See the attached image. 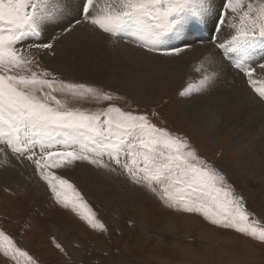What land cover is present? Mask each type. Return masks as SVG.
Instances as JSON below:
<instances>
[{
	"label": "snow or ice",
	"instance_id": "1",
	"mask_svg": "<svg viewBox=\"0 0 264 264\" xmlns=\"http://www.w3.org/2000/svg\"><path fill=\"white\" fill-rule=\"evenodd\" d=\"M221 3L223 10L213 17L212 27L219 32L227 26L229 31L223 41L213 36L211 42L223 50L222 60L202 55L193 69L197 86L188 83L178 92L182 98H201L200 111L207 117L203 122L207 126L220 120V106L227 103L212 96L224 61L264 101V79L258 76V69L264 74V63L257 69L248 62L257 38L264 42V0ZM212 6V0H79L71 15L72 5L63 0H0V155L4 157L0 164H10V157L30 162L55 202L77 212L94 230L107 232L108 228L81 192L59 174L79 162L125 177L132 199L147 190L170 209L202 215L212 225L264 244V223L249 211L245 197L230 183L219 162L201 156L186 134L158 127L147 113L122 110L111 103L114 94L101 87L59 79L31 55L34 50L55 58L60 39L87 25L109 45L126 37L127 43L148 53L179 56L193 45L182 40L179 47H165L166 42L180 39L192 24L207 23ZM57 26L58 35L24 46L26 40L40 38ZM57 92L65 99L58 98ZM69 99L109 103L89 111L69 107ZM53 239L55 247L65 252ZM0 251L15 264H39L3 230Z\"/></svg>",
	"mask_w": 264,
	"mask_h": 264
},
{
	"label": "rangeland",
	"instance_id": "2",
	"mask_svg": "<svg viewBox=\"0 0 264 264\" xmlns=\"http://www.w3.org/2000/svg\"><path fill=\"white\" fill-rule=\"evenodd\" d=\"M75 3H78V0ZM71 15H75L73 11ZM201 26L205 29L204 24ZM50 29H47L40 38L26 40L24 46L37 40L50 39ZM191 39L190 36V40L186 41L190 42ZM182 40H185L184 36L180 39L173 38L166 42L165 47L181 46ZM256 41L259 42L260 39L257 38ZM262 48L264 49L263 42H261ZM31 55L39 61L41 68L52 71L59 79L87 82L101 87L104 91L114 94L115 98L111 103L122 110L147 113L151 122L158 127H165L176 134H186L201 156L219 162L220 167L229 177L230 183L245 197L249 211L256 213L261 223H264V180H262L264 171L256 173L258 168L254 167L253 158L243 150L242 145L232 142V133L227 128L216 130L215 126L218 122L209 127L194 128L182 115L184 112L182 104H187L198 113L200 112L202 120L207 118L200 111V97L188 99L178 96V92L188 82H191L195 88L198 76L191 77V74H187L182 85L169 84L170 88L165 86L156 90L150 87L139 98L136 95L120 92L107 83L87 81L78 79L72 74H66L50 62V57L36 53L34 50ZM178 57L172 56L166 60ZM180 57H182L179 58L180 61L184 59L183 53ZM193 66L195 65L188 66L190 72ZM239 76L242 78V75ZM244 82L247 90L253 93L245 79ZM214 90H217L219 94L220 91L226 90L222 77ZM56 95L61 100L65 99L62 93L57 92ZM212 96L215 99L213 93ZM255 96L259 99L257 95ZM259 101L264 105V101L260 99ZM108 103H81L68 100L69 107L89 111L104 108ZM263 118H260L261 122ZM3 159L4 157L0 155V160ZM10 159V164H0V230L11 236L17 246L29 251L39 264H264V244L236 234L232 230L212 225L202 215L185 214L170 209L158 198H153L147 190L141 192L136 199H132L129 195L130 182L125 177L108 174L103 169H97L86 162H79L62 170L59 174L69 179L81 192L92 210L99 215L108 228L107 232L94 230L81 219L77 212L55 202L46 182L36 174L34 165L27 160L21 163L14 158L10 157ZM91 173L97 177H91ZM33 179L36 183L34 191L26 185V181ZM90 182L97 186L93 188ZM180 223L182 225L178 226ZM162 226H170L171 229L163 231ZM53 238L63 245L65 252L55 247ZM228 241H231L230 246L227 245ZM226 246L229 247L228 252H215ZM73 247L82 254L80 258L70 254L69 251H72ZM180 247L189 250V254L182 258L180 256L182 252H179ZM209 252L213 253L209 255ZM231 252L237 254L235 258L214 256V254L231 255ZM249 252L252 255L240 257V254ZM0 264H15V262L0 251Z\"/></svg>",
	"mask_w": 264,
	"mask_h": 264
},
{
	"label": "bare ground",
	"instance_id": "3",
	"mask_svg": "<svg viewBox=\"0 0 264 264\" xmlns=\"http://www.w3.org/2000/svg\"><path fill=\"white\" fill-rule=\"evenodd\" d=\"M75 1L76 0H63V3L72 5L73 14H75V7L79 3V0L78 3H75ZM212 4L213 6L210 9V12H208L207 23H195L190 27L185 28L183 36L185 40H190V36L192 37V41L189 43L193 45V48L183 53L184 59L181 61L179 59L182 58L180 57L181 54L178 58L166 60L170 57L157 53H148L145 50L136 47L134 44L127 43L126 37H119L118 43H116L115 46L109 45L106 42L105 37L91 31L89 26L84 25L78 28L71 35L60 39L56 45L57 55L55 58L50 57V62L54 66L58 67L62 72H66V74L69 75L72 74L78 79L105 84L107 83L108 85L118 89L120 92L131 94L132 96L136 95L139 98L142 97L150 87H154L156 90H159L169 84L172 85L178 83V85H182V81L187 74H191V77H197V74L193 71L195 66L191 68V72L188 66L196 65L197 59L202 55L212 54L215 56L216 60H222V49H216L210 41L213 36H219L220 40L223 41V39L226 38V33L229 29L227 26L219 32H217L216 29H213L212 19L215 17L217 11L222 9V3L221 0H212ZM201 24L205 25V29L201 26ZM59 30V26L52 27L49 33H51V35H58ZM195 30L198 33L201 32L202 36H196L194 33ZM188 33H190V35ZM122 38L124 40H122ZM248 62L253 67H257V69L259 64L264 63V49H261L260 41L254 42V46L249 51ZM239 75L240 74L237 73L230 64L226 61L223 62L221 77L224 80L226 90L220 91V94L217 90H214L213 95H215V98L221 97L226 99L227 103L220 106L222 109L221 118L215 128L216 130L227 128L232 133V142H237L242 145L243 150L250 154L254 160V167L258 168L256 173H259V171H264V120L262 122L260 120L261 117H264V105L253 93H250L249 90H247L243 77L240 78L241 76ZM258 76L260 79H264V74H260L259 69ZM197 107L199 106L197 105ZM182 108L184 111L182 115L187 119L190 125L193 126L192 122L195 121L199 127H209L203 123L205 120H202L199 115L200 112L198 113L196 109L189 107L187 104H182ZM90 175L93 178L97 177L93 173ZM254 179L256 180V178ZM26 183V185L29 186V189L33 191L35 190V179L26 181ZM90 183L93 188L97 186L95 183ZM161 228L163 231L171 229L170 226H162ZM81 232L83 234L82 230ZM234 237L242 243L247 244L241 239H238L236 236ZM188 251L189 250L185 247L179 248V252L183 253L180 255L182 258L187 256L186 254H189ZM69 252L76 258H80V256H82V254H79L74 247L72 251ZM215 252L228 251L217 250ZM209 253V255H211L213 252ZM236 255V253L232 252L231 255L214 254V256L218 258L226 256L235 258ZM250 255H252L251 252L240 254V257L243 258L244 256ZM192 257H195V255ZM216 261L221 262L222 260Z\"/></svg>",
	"mask_w": 264,
	"mask_h": 264
},
{
	"label": "crops",
	"instance_id": "4",
	"mask_svg": "<svg viewBox=\"0 0 264 264\" xmlns=\"http://www.w3.org/2000/svg\"><path fill=\"white\" fill-rule=\"evenodd\" d=\"M152 196H153V195H152ZM153 198H157V197L153 196ZM177 216H178V215H177ZM177 216H176V217H177ZM180 225H182V224L180 223L178 226H180Z\"/></svg>",
	"mask_w": 264,
	"mask_h": 264
}]
</instances>
